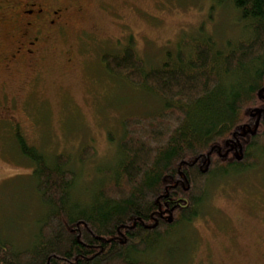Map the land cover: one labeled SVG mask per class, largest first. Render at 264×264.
<instances>
[{
    "label": "trees",
    "instance_id": "obj_1",
    "mask_svg": "<svg viewBox=\"0 0 264 264\" xmlns=\"http://www.w3.org/2000/svg\"><path fill=\"white\" fill-rule=\"evenodd\" d=\"M214 2L236 13L235 41L182 38L147 67L129 38L103 58L108 74L162 105L121 121L117 158L81 198L69 157H48L18 138L41 212L25 247L0 237V264H157L155 253L201 215L214 176L262 163L264 0ZM81 152L84 163L92 151Z\"/></svg>",
    "mask_w": 264,
    "mask_h": 264
},
{
    "label": "rangeland",
    "instance_id": "obj_2",
    "mask_svg": "<svg viewBox=\"0 0 264 264\" xmlns=\"http://www.w3.org/2000/svg\"><path fill=\"white\" fill-rule=\"evenodd\" d=\"M80 4L68 31L46 44L29 85L18 77L10 87L11 93L17 89L11 107L0 105V237L14 248L30 243L41 212L33 165L21 154L19 137L48 157H69L68 169L77 179L73 193L79 197L117 158L121 121L162 105L108 74L105 56L120 53L131 38L145 66L156 67L182 38L203 34L224 46L241 35L231 5L214 0ZM86 147L92 155L83 163ZM170 239L155 253L157 264H166L165 258L174 260L169 264H264V159L257 168L214 176L201 215Z\"/></svg>",
    "mask_w": 264,
    "mask_h": 264
},
{
    "label": "flooded vegetation",
    "instance_id": "obj_3",
    "mask_svg": "<svg viewBox=\"0 0 264 264\" xmlns=\"http://www.w3.org/2000/svg\"><path fill=\"white\" fill-rule=\"evenodd\" d=\"M80 1L0 0V105L4 110L11 107L17 92L11 93L10 87L20 76L25 77L20 82L29 85L48 51L46 44L68 31L74 13L80 15Z\"/></svg>",
    "mask_w": 264,
    "mask_h": 264
}]
</instances>
